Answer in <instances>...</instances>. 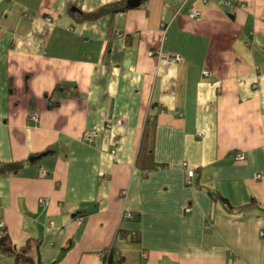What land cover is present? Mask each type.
Returning a JSON list of instances; mask_svg holds the SVG:
<instances>
[{"label": "crops", "instance_id": "0c3cea01", "mask_svg": "<svg viewBox=\"0 0 264 264\" xmlns=\"http://www.w3.org/2000/svg\"><path fill=\"white\" fill-rule=\"evenodd\" d=\"M116 1L0 0V232L41 264H264V210L209 194L264 208V0L81 20Z\"/></svg>", "mask_w": 264, "mask_h": 264}, {"label": "trees", "instance_id": "16d2710c", "mask_svg": "<svg viewBox=\"0 0 264 264\" xmlns=\"http://www.w3.org/2000/svg\"><path fill=\"white\" fill-rule=\"evenodd\" d=\"M124 1L125 0H118L115 3L100 7L89 14H81L80 18L81 20L94 19L96 17H99L100 15H103L104 13H116L118 11L130 8L127 5V2L124 3ZM20 168V163L1 164L0 172L14 173ZM209 194L213 201L219 202L227 213H241L254 207L264 210V208H261L258 201H256L254 198H252L248 204L238 207H232L228 204L227 200L220 196L217 192L211 191L209 192ZM39 245V240L34 238H28L23 244L17 245L10 239V237L6 233L0 232V256H11L14 264H41L38 255ZM116 250L117 249L114 245L105 248L102 251L101 264H126L124 256L119 254V252ZM0 264L5 263L0 261Z\"/></svg>", "mask_w": 264, "mask_h": 264}, {"label": "built area", "instance_id": "2783aa9c", "mask_svg": "<svg viewBox=\"0 0 264 264\" xmlns=\"http://www.w3.org/2000/svg\"><path fill=\"white\" fill-rule=\"evenodd\" d=\"M187 14H188V16H190V17H192V18H194V19H197V20H199V19L201 18V12H200L198 9H196V8H194V7H192V6H189V7H188V9H187ZM49 19H50V18H48V20H49ZM149 55H152V52H150ZM157 55H158L159 57H164V58H166V59H168V60H172V61L177 60L176 57H172V56H163V55H162L161 53H159V52H157ZM202 75H203L204 77H207V76L209 75L208 70H203V71H202ZM28 118H29L30 120H32V121H36V120H37V116H36L35 113H30V114L28 115ZM120 124H121V119H120V118H116V119L114 120L112 126H113V125H120ZM108 127H111V123H107V124H105V126H104V130L107 129ZM96 134H97V133H96L95 130H86V131H84V133H83V135H82V139H83L84 142L92 143L94 137L96 136ZM235 158H236L237 160H243V159H244V155H243V153H241V152H237V153L235 154ZM182 165H183V169L185 170L186 183L189 184V185H191V184L193 183L194 172H193L192 169L188 168V167L186 166L185 163H183ZM39 174H40V176H44L45 171H44L43 169H41ZM256 177H259V175H257ZM125 193H126V190H122V191H121V194H122V195H125ZM39 201H40L41 203H44L46 200H45V199H40ZM188 211H190V208H189L188 206H185V207H184V212H188ZM132 218H133V214H132L131 212H129V211H127V210H123V211H122V213H121V219H122V220H131ZM81 219H82V218H79L80 221H81Z\"/></svg>", "mask_w": 264, "mask_h": 264}, {"label": "water", "instance_id": "95a60500", "mask_svg": "<svg viewBox=\"0 0 264 264\" xmlns=\"http://www.w3.org/2000/svg\"><path fill=\"white\" fill-rule=\"evenodd\" d=\"M140 3V0H128L127 1V5L129 7H136L138 4ZM78 9H76L75 7L71 8V11H77Z\"/></svg>", "mask_w": 264, "mask_h": 264}, {"label": "rangeland", "instance_id": "374dc122", "mask_svg": "<svg viewBox=\"0 0 264 264\" xmlns=\"http://www.w3.org/2000/svg\"><path fill=\"white\" fill-rule=\"evenodd\" d=\"M0 261H2L5 264H14L12 259H7L6 257H1Z\"/></svg>", "mask_w": 264, "mask_h": 264}]
</instances>
